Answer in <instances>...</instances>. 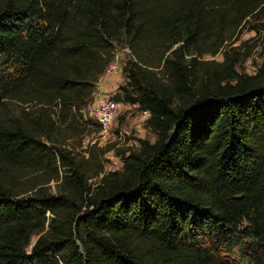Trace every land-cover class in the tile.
<instances>
[{
    "label": "trees",
    "instance_id": "16d2710c",
    "mask_svg": "<svg viewBox=\"0 0 264 264\" xmlns=\"http://www.w3.org/2000/svg\"><path fill=\"white\" fill-rule=\"evenodd\" d=\"M246 30L264 34V0H0V264H236L239 235L264 264V61L239 71ZM125 49L113 99L157 139L84 148Z\"/></svg>",
    "mask_w": 264,
    "mask_h": 264
},
{
    "label": "rangeland",
    "instance_id": "374dc122",
    "mask_svg": "<svg viewBox=\"0 0 264 264\" xmlns=\"http://www.w3.org/2000/svg\"><path fill=\"white\" fill-rule=\"evenodd\" d=\"M264 34L260 37L255 32L244 31L241 36V40L234 46H239L242 42L250 41L249 48L252 49L251 55L253 56L252 66H261L264 57L261 47L264 45ZM256 40V41H254ZM120 67L116 74L106 76L104 75L98 85L94 102L91 104L93 107L99 100L107 96L113 97L120 92V89L126 87L128 80L124 71L127 61L129 60V53L124 50H120ZM248 58L241 63L239 71L241 73L252 74L250 66L247 63ZM207 61L222 62L223 56H217L215 58L207 57ZM86 117L93 119L92 110L88 108L85 113ZM150 117L145 115V112L141 111L138 105L131 104H119V109L116 114L115 120L109 130V135L104 138L100 133L93 132L91 135L85 137L84 148H88L94 143L100 147H106L109 144L116 142L118 149H126L128 147H137L139 140H148L151 143L156 141V134L147 126V121ZM123 166L122 159L116 155V151H112L104 157L105 172L120 170ZM93 180L92 183H95ZM57 184L52 182L49 184L50 192L57 193ZM35 240V239H34ZM249 240L243 235L237 236L230 249L223 252V256L228 261L235 262L236 264H247V258L244 255Z\"/></svg>",
    "mask_w": 264,
    "mask_h": 264
},
{
    "label": "built area",
    "instance_id": "2783aa9c",
    "mask_svg": "<svg viewBox=\"0 0 264 264\" xmlns=\"http://www.w3.org/2000/svg\"><path fill=\"white\" fill-rule=\"evenodd\" d=\"M124 51L129 52L127 49H125ZM247 63L251 65L250 70L252 71V74L249 73L248 74L249 75L256 74L260 66H254V65L252 66L253 56L248 58ZM119 67H120V52L117 51L115 53L113 61L107 67L105 75L110 76L116 74L119 70ZM88 108H91L93 119L100 126V132H99L100 135L106 138L109 135V130L111 129V126L115 120L116 114L119 109V104L114 101L113 97L107 96L99 100L96 105L94 104L93 107L89 106ZM145 115H149V113L145 112Z\"/></svg>",
    "mask_w": 264,
    "mask_h": 264
}]
</instances>
